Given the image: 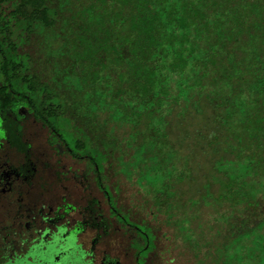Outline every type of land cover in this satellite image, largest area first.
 Listing matches in <instances>:
<instances>
[{
    "label": "trees",
    "instance_id": "trees-1",
    "mask_svg": "<svg viewBox=\"0 0 264 264\" xmlns=\"http://www.w3.org/2000/svg\"><path fill=\"white\" fill-rule=\"evenodd\" d=\"M33 38L37 53L61 44V64H77L69 70L91 62L86 69L105 83L101 97L120 99L118 108L93 110L95 121L115 120L122 138L135 137L143 150L181 153L192 182L203 178L195 194L209 216L224 229L234 216L245 225L239 255L257 253L253 230L264 237V0H0V70L30 92L35 117L52 127L61 119L74 124L60 78L50 82L40 58L20 52L21 39ZM92 159L96 184L106 189L102 160ZM254 257L251 264H264Z\"/></svg>",
    "mask_w": 264,
    "mask_h": 264
},
{
    "label": "rangeland",
    "instance_id": "rangeland-1",
    "mask_svg": "<svg viewBox=\"0 0 264 264\" xmlns=\"http://www.w3.org/2000/svg\"><path fill=\"white\" fill-rule=\"evenodd\" d=\"M21 41L23 43L20 45V52L27 51L32 56L39 57L38 66L46 67L49 73H52H50V82H55L53 74L60 78L57 80L58 90L68 96V98L66 95L62 97L61 101L71 103L72 109L79 117H75L74 124L68 119H61L54 125L63 139L68 142L73 153L88 154L96 158L97 162L107 159L103 162V183L119 204L140 201L154 206L158 222L156 234L159 238L156 243L158 252L153 264H251L250 260L255 259V255L258 256V262L264 263V249L259 246L260 242L264 243V237L253 230L251 242L257 253L254 254L253 250L246 248L244 254L239 255L241 249L238 241L242 237L238 231H243L245 225L243 226L233 216L231 228L224 229V223L215 218L214 213L212 217L209 216V211L206 210L209 204L205 202L202 194H195V190L199 187L204 188L205 185L200 186L203 178L200 179V175L197 174L192 182L193 176L191 177L189 170L185 168V159L181 153L173 155L168 150L157 151V148L151 150L147 145L143 150L138 143L140 140L135 137L122 138L126 134L125 130L122 127L118 129L114 125L115 120L110 124L108 121H95L93 110L118 108L120 99L114 101L112 97H108L106 101V96L101 97L98 87L102 77H96V73H90L86 69L91 62L88 61L85 67L80 66L82 72L72 71L68 67L75 68L77 64L69 65L67 61L61 64L60 52L63 49L61 44L53 43L54 48L39 49L40 52L37 53L34 38L30 42L23 39ZM69 56L70 62H72L70 58L76 57L75 54ZM62 72L63 76H61ZM102 84L105 85L104 82ZM113 84L116 85L115 80ZM104 117L105 115L99 111V119ZM24 125L25 133L35 138V146L39 147L38 151L41 155L50 153L52 150L47 145L49 137L47 129L38 123H33L31 117L24 120ZM78 139L85 144L84 148L79 149L75 146ZM64 156L66 157V154ZM62 161L61 171L71 167L78 175L75 180L69 177L76 191L71 183L67 182L71 186L69 188H72L71 199H75L80 207L89 201L92 209L100 210L101 207L107 217L105 198L96 184L94 172L91 168H86V161L72 162L66 158ZM191 161L195 159L192 158ZM51 174L54 175V172ZM191 183L194 185L188 187ZM116 189L120 191L117 192ZM96 200H100L101 204L96 203ZM111 202L114 203L112 200ZM147 209L143 210V215H146ZM78 218H84V214H79ZM132 218L134 219L133 216ZM111 221L109 235L100 240L98 246L105 245L108 241L109 245L104 247L107 252L110 251L111 255L120 259L119 264H134L131 250L125 252L130 234L118 228L115 230L114 226L118 224L114 219ZM245 237L248 238L247 235ZM147 239L150 241L153 239L150 232ZM149 248L152 246L150 245ZM144 254L145 250L142 251L141 264H144Z\"/></svg>",
    "mask_w": 264,
    "mask_h": 264
},
{
    "label": "flooded vegetation",
    "instance_id": "flooded-vegetation-1",
    "mask_svg": "<svg viewBox=\"0 0 264 264\" xmlns=\"http://www.w3.org/2000/svg\"><path fill=\"white\" fill-rule=\"evenodd\" d=\"M29 93L23 84L14 86L0 70V264H119L120 259L104 247L108 241L98 246L109 235L112 219L118 224L115 230L130 234L125 252L131 250L133 263L141 264L145 250L144 264H153L159 238L153 205L119 204L106 186L99 189L107 217L101 207L92 209L89 201L81 207L76 204L71 199V190L76 188L69 177L75 180L78 175L71 167L61 171L62 160H85L96 177L93 157L74 154L55 126L35 117ZM29 117L47 129L50 153L42 156L35 138L25 133L24 120ZM96 203L101 204L100 200ZM145 208L148 211L143 215ZM79 214L84 218L79 219ZM149 232L152 241L147 239Z\"/></svg>",
    "mask_w": 264,
    "mask_h": 264
}]
</instances>
